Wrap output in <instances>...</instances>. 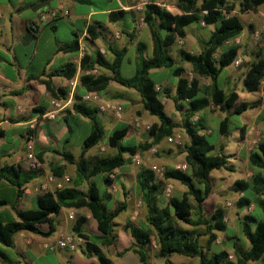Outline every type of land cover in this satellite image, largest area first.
I'll use <instances>...</instances> for the list:
<instances>
[{
  "label": "trees",
  "instance_id": "obj_1",
  "mask_svg": "<svg viewBox=\"0 0 264 264\" xmlns=\"http://www.w3.org/2000/svg\"><path fill=\"white\" fill-rule=\"evenodd\" d=\"M261 4H264V0H202L199 4L197 0H175V5L182 12L180 15H173L154 4L147 5L143 22L150 31L153 44L152 56L145 59L143 57L145 45L137 43L135 69L130 78H125L119 73L126 54L125 48L120 51L110 49L114 56L110 63L99 52L95 54L94 59L84 55L80 61L82 71H90L98 66L107 70L110 75L83 74L79 77L81 87L88 92L99 93L113 82L135 91L140 97L142 109L156 119L148 130L149 141L138 145H121V141L133 131L130 126H121L106 138L108 146L116 150L114 155L86 157V153L101 141L105 130L98 119L97 108L88 106L75 97L73 112L90 121V132L83 140L81 153L76 158L65 149L51 150L53 154L61 156L66 164L75 167L76 179L72 181L73 186L40 193L36 198V208L17 211L16 220L5 222L0 217V245L6 248L13 247L14 235L21 231L48 236L55 231L54 217L60 209H86L96 222L98 234L87 235L84 232L86 218L78 215L71 227L73 236L84 242V254L96 255L100 264H111L101 249H106L109 255L114 254L117 239L114 233V220L126 209V201L120 202L113 209L107 208L106 203L111 200V194L106 191L100 193L90 179L96 175H103L107 180L106 174L122 168L130 163L138 152L152 149L174 133L176 125L164 110L162 99L167 98L173 101L176 110H184L182 128L189 141L184 146L187 170L182 172L169 169L164 171L163 177L180 182L186 190L181 197H171L165 205H162V188L156 182L154 173L150 169L140 167L135 174V182L140 201L147 211L148 228L143 229L127 222L126 228L136 238L137 243L122 252H117L116 256L132 251L138 256L141 264H149L145 247L154 241L157 255L164 260V264H171L170 257L173 254L197 259L198 264H248V262L264 264V140H260L248 155V163L253 171L249 182L235 183L238 191H246L251 195L239 199L238 207L244 209L252 205L254 210L240 221L241 234L248 242L249 248L244 250L232 242L234 260L231 261L225 250L211 252L217 234L226 232L223 209H216L210 218H206L202 207L211 191L210 172L219 169L231 171V168L228 166L223 147H220L217 154L211 155L216 149L215 144L205 135L207 124L200 115L210 106L222 112L231 109L234 114H241L249 107L245 102L237 104L236 92L230 90L226 94L218 84L222 70L237 59V49L231 47L219 55L217 51L243 31L239 16L232 13L236 6L238 11L243 13L247 10L254 11ZM122 15V11L111 12L109 20L116 22ZM194 22H202L205 26L214 28L198 53L193 54L179 49L173 57L171 48L177 38L185 37L186 27ZM89 34L93 38L91 29ZM59 50L76 51L78 42L74 39ZM183 64L190 66L191 78L185 75L181 66ZM161 68L170 69L172 76L176 78L173 95L172 90L167 86L157 88L158 82L149 75L151 70ZM75 71L76 68L72 63H66L54 70L51 76L69 80L74 77ZM200 78H207L211 82L209 87L204 88L205 90L202 89ZM243 84L250 92L260 88L264 95V44L257 49L254 60L243 73ZM47 89L53 95L54 90L50 82L47 84ZM201 93L203 95L200 96ZM195 116L198 118L193 121ZM219 134L228 135L227 117L219 123ZM2 136L3 133L0 131V138ZM39 171H25L12 165L4 166L0 168V180L12 184L20 193L26 183L38 176ZM63 172L64 167H52V173L56 176H62ZM83 182L87 183L86 191L77 189ZM3 205H6V202L0 201V207ZM41 224L48 226L46 233H40L37 228ZM182 225L189 228H184ZM199 228L204 230L200 231ZM201 237L205 238L204 246L201 245ZM0 259L7 262L1 250Z\"/></svg>",
  "mask_w": 264,
  "mask_h": 264
},
{
  "label": "crops",
  "instance_id": "obj_2",
  "mask_svg": "<svg viewBox=\"0 0 264 264\" xmlns=\"http://www.w3.org/2000/svg\"><path fill=\"white\" fill-rule=\"evenodd\" d=\"M197 1L199 4L202 0ZM150 4L157 5L173 15L182 13L175 3L172 4L169 0H0V131L3 133L0 138V168L12 165L28 171L26 155L28 134L33 140L34 154L42 165L38 176L26 183L20 193L12 184L0 180V201L6 202V205L0 207V217L5 222L16 220V212L19 210L36 208V198L40 194V185L45 181L48 170L51 171L50 174H53L52 162L64 167L63 175L55 176L58 179L65 175L68 176L70 180L65 186H73L72 181L76 179L75 167L66 164L61 156L54 155L51 150L60 151L65 149L69 151L72 135L70 121L77 126L89 125L90 129V121L72 110L75 97L80 99L88 92L81 87L79 77L83 74L93 76L110 75L107 70L98 66L90 71H82L80 61L84 55L94 59L95 54L99 52L110 63L114 58L110 49L120 51L125 48L126 54L122 62L126 60L135 64L137 43L145 45L143 57L145 59L150 58L153 44L150 31L143 22L144 11L147 5ZM116 11H122L123 15L120 20L110 22L109 14ZM232 13L237 14L235 10ZM241 14H251L255 19L264 20V4L258 6L254 11L247 10ZM41 16H45L43 20L39 19ZM199 24L202 25L203 23L200 22ZM90 29L93 38L90 37ZM244 35L245 30L233 41L238 42ZM74 39L78 42V50L73 52L59 50L60 47L72 42ZM187 39L186 31L185 40ZM206 39L201 40L200 46L205 43ZM229 42H226L222 47L224 48ZM129 53H132V55H129ZM66 63H72L76 68L72 79L67 80L62 77L51 76L54 70ZM229 67L231 65L227 68ZM184 68L187 69L188 66L185 65ZM149 75L150 77L156 75V78H152L157 79L159 85L165 81L163 78L167 77L168 79V75H172V73L170 69L161 68L151 70ZM48 82L54 90L53 95L47 89ZM99 96L101 102H105L110 98L119 103L122 101L123 108H127L128 111L131 110L128 105L130 103L129 97L138 96L139 98L135 91L113 82L105 90L99 92ZM131 98L133 99V97ZM56 101L64 105L63 110L57 114L56 119L52 121L43 120L41 116L51 110L52 102ZM84 104L98 110L96 103L85 102ZM98 119L105 132L109 134L119 125L129 126L122 121L115 122L109 112L102 113L98 111ZM34 122H36L35 130L29 131L28 126ZM80 153L81 149L79 154H74V156L78 158ZM53 155L57 159H52L51 156ZM70 167L73 168L70 169ZM121 179L122 177L115 179L116 181L107 179L105 184L108 186L103 191H100L95 184L100 193L106 191L111 194L110 201L113 202V206L110 209L115 207L114 203L119 202L120 197V202L126 201V209L117 217H120V220L118 222L114 220V224L117 226L114 229L117 237L114 254L109 255L106 249L101 250L111 264L114 263L110 257L120 259L118 264H129V261L127 262L124 259L127 255H131V258H133L131 264H135V260H137V264H141L138 256L132 251L116 256L117 252H122L137 243L136 238L126 228L127 222H131L136 227L148 228L146 223L147 211L140 201L135 179L132 183V191L129 194L126 193L127 198H125V193L121 189L123 185ZM116 187L120 189L121 193L116 190L114 194L111 192V189ZM77 189L86 191L87 183L79 184ZM133 200L138 201L135 204ZM69 210L71 209L62 208L59 210L54 217L55 231L48 236L28 231L15 234L13 247L0 246V250L7 259V262L0 259V264H23L24 260L21 256L24 258L30 250L38 255L52 252V250L43 248L42 245L52 241L58 232H68L69 227L72 225L71 220L68 218L69 212L67 211ZM125 212H128V214L122 215ZM85 218L87 222L89 218L87 214ZM91 222L96 226V222ZM225 224L227 229V223ZM37 228L40 233H46L48 230L46 224L38 225ZM17 236L21 244L18 247L15 244ZM145 249L149 264H152L154 260L162 259L158 257L153 241ZM65 250V252L58 251L62 252L66 264H100L96 255L84 254V249L78 250L77 239L74 251ZM77 250L85 259L75 255ZM8 252H13L16 258H9ZM19 256L20 258H18ZM18 259H21V261ZM171 264L173 263L171 262Z\"/></svg>",
  "mask_w": 264,
  "mask_h": 264
},
{
  "label": "rangeland",
  "instance_id": "obj_3",
  "mask_svg": "<svg viewBox=\"0 0 264 264\" xmlns=\"http://www.w3.org/2000/svg\"><path fill=\"white\" fill-rule=\"evenodd\" d=\"M235 11L237 12V15L239 16V19L243 25L245 35L243 38L239 39L238 42L232 40L224 48L221 47V52L219 49L217 51V55L231 47H235L237 49V59L239 60V63L236 66L232 63L231 67L222 70L219 79V85L226 94L230 90L236 92V94L238 95L237 104L245 102L249 107L241 114H234L231 109L229 111L222 112L214 106H210L202 113H200L207 124V129L204 131V133L208 136V139L213 144H215L216 149L215 151L211 152V155L217 154L220 147H223V152L228 159V166L231 168V171L219 169L210 172L209 181L211 184V191L202 205L203 214L206 218H210L211 214L216 209H223V221L227 223V229L225 233L219 232L217 234L218 237L216 242L211 246V252L225 250L228 252L229 256H231V261L234 260L233 249L231 245L232 242H234L238 247H241L244 250L249 248L248 242L241 234L240 221L244 220L245 216L248 213L253 212L254 210L252 205L244 209H240L238 207L237 203L239 199L244 196L250 197L251 195L246 191H238L235 183L237 181H243L244 183L249 182L253 171L251 170L248 163V155L255 149L257 143L260 140H264V95L262 94L260 88L257 91L250 92L246 90L243 84V73L247 70L251 62L254 60V54L256 53L257 49L264 44V20L255 19L251 14H241L238 11L237 6ZM199 23L200 22H194L186 27L188 37L187 40H185L186 35L183 39L177 38L175 45L171 48V54L173 57L176 56L177 50H179L180 48L186 52L193 54H196L201 50V40L206 39L208 34L213 30L214 27H206L204 26V24L200 25ZM129 55H132V53H129ZM185 65L188 66L187 69L184 68ZM181 66L185 71V75L191 78L192 74L190 73V66L188 64H183ZM134 68L135 64L133 62L124 60L119 69V73L123 77H130L133 75ZM155 76L156 75H151V77L153 78H156ZM163 79L165 81L159 84L158 88L167 86L172 90L171 93L173 95L174 88L172 85L176 83V78L172 75H168V79L167 77ZM200 84L202 86V89H204L206 87H209L211 82L207 78H200ZM201 95H203V93H201L200 96ZM131 97H133V99ZM131 97H129L130 103L128 104L129 107H131L130 111H128L127 108H123L121 119H116L112 115L115 122L122 121L124 123H127L133 129V131L121 141L120 144L123 146L126 144L138 145L144 143L145 141H149L148 130L151 124L156 122L155 117L150 116L146 111L142 109L140 97ZM112 99L113 98H110L109 100ZM162 100L165 113L171 117L173 123L176 125L174 134L179 135L180 141L177 144H170L166 141V139H163V141L159 145L153 147L150 150L138 152L135 155L140 160L139 164H136L134 156L131 159L130 163L126 164L120 169H117L115 179L122 177L121 182L123 183V185L121 186V189L124 193L129 194L130 191H132V183L135 179V174L140 167L151 170V166L156 165L162 168V171L164 172L169 169H174L173 167L176 164L185 163L184 146L188 143L189 140L184 132V129L182 128L184 110H176L171 99L163 98ZM224 117L228 118V135L226 136H222L219 134V123ZM197 118L198 116H195L192 120L195 121L197 120ZM136 122L139 123V126L135 125ZM69 125L72 129L69 151L73 155H78L82 146L83 139L90 132L89 125L84 124L83 126H77L71 121L69 122ZM121 126L122 125H119V127ZM108 134V132H105L98 145L90 149L85 156L109 157L114 155L116 153V150L109 147L106 141ZM54 155L51 156L52 159H57V157ZM51 166L56 167L59 165H57L56 162H52ZM72 168L73 167H70V169ZM50 173L51 171L48 170L46 174ZM154 176L156 182L162 188V205H165L168 202V199L171 197H181L183 192H185L186 190V187L178 181L164 179L163 175L161 176L155 173ZM106 181L107 180H105V176L103 175H96L90 179V182L96 184L99 187L100 191H103V189L108 186L105 184ZM196 186L199 185L196 184ZM167 187H170V192L168 195H166L165 192ZM115 190L121 193L120 189H118L117 187L112 188L111 192L114 194ZM127 194H124L125 198L128 197ZM120 201L121 197L119 202L114 203V206L118 205ZM137 201L133 200V203L135 202L136 204ZM190 202L193 204L192 198H190ZM106 206L107 208H111L113 206V202H107ZM67 212L73 213L74 219H76L78 215H82L85 217V215L87 214L89 218L85 223L84 232L89 236L98 234L96 226L91 222L94 220L91 218L89 212L86 209H71ZM126 214H128V212H125L122 215ZM115 220L116 222H118L120 220V217L116 218ZM71 222L73 225L74 220H71ZM182 226L184 228H189L184 225ZM71 227H69L67 233L74 235ZM116 227L117 226H115V228ZM199 230L203 231L204 228H199ZM200 242L201 245L204 246L205 238L201 237ZM15 244L17 247L21 246L18 236L16 237ZM82 249H84V242L82 240H78V250L81 251ZM78 250L75 252V255L81 257L82 259H85ZM62 251L65 252L66 250ZM7 255L9 258L15 257L13 252H8ZM20 256L18 258H20ZM182 257L183 256L173 254L171 256V262L173 264H198L197 259L187 260L186 258ZM21 258L24 260L23 264H66V260H63L64 258L62 252H59L58 250L46 252V254L41 253L39 255L30 250L24 258L23 256H21ZM110 258H112L114 264H118L120 261V259H116L113 257ZM124 259L127 262L129 261L128 263L131 264V259L133 258H131V255H127L124 257ZM134 259L136 258L134 257ZM18 260L21 261V259ZM135 264H137V260H135ZM152 264H163V260H154L152 261ZM248 264L257 263L248 262Z\"/></svg>",
  "mask_w": 264,
  "mask_h": 264
},
{
  "label": "built area",
  "instance_id": "obj_4",
  "mask_svg": "<svg viewBox=\"0 0 264 264\" xmlns=\"http://www.w3.org/2000/svg\"><path fill=\"white\" fill-rule=\"evenodd\" d=\"M172 2V4L175 3V0H169ZM45 16H41L39 19L43 20ZM35 27V25H34ZM239 60L236 59L233 64L236 66L238 65ZM158 88V87H157ZM80 102H93L96 103L98 105V111L99 112H109L111 113L116 119H121L122 118V114H123V106L121 103H119L116 100H107L105 102H101V98L99 96V93L97 92H87L85 93L81 98H80ZM52 109L47 111L45 114H43L41 116V118L43 120L46 121H52L54 119H56L57 114L63 110L64 105H61L59 102H52L51 105ZM136 126H139V123L136 122L135 123ZM36 128V122L30 124L28 126V130L29 131H34ZM166 141L170 144H177L180 141V137L179 135L176 134H172L168 137L165 138ZM26 149H27V168L28 170L31 171H36V170H40L41 169V163L40 161L36 158L35 154H34V150H33V140L30 137V135L28 134L27 137V142H26ZM134 160L136 162V164L140 163V160L138 159L137 156L134 157ZM174 170H179L182 172H185L187 170V165L186 163H179L176 164L174 167ZM116 171L117 169L113 170L112 172L107 174V179L110 181H114L116 178ZM151 171L155 174L158 175H163V171L162 168L153 165L151 166ZM69 177L68 176H63L60 179H58L54 174H48L46 175L45 181L40 185V193L46 192V191H50V192H54V191H58L61 190L65 187V184L69 182ZM166 195L169 194L170 192V187H167V189L165 190ZM68 218L70 220H74V214L73 213H69L68 214ZM43 248L45 249H49V250H69V251H74L76 248V238L68 233L65 232H58L57 235L55 236V238L52 241L46 242L42 245ZM229 258L231 259V256H229Z\"/></svg>",
  "mask_w": 264,
  "mask_h": 264
}]
</instances>
